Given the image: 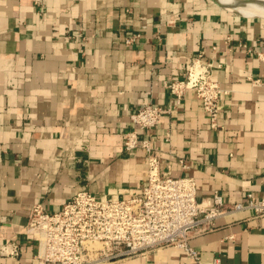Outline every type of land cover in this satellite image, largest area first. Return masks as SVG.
<instances>
[{
	"label": "crops",
	"instance_id": "0c3cea01",
	"mask_svg": "<svg viewBox=\"0 0 264 264\" xmlns=\"http://www.w3.org/2000/svg\"><path fill=\"white\" fill-rule=\"evenodd\" d=\"M199 54L217 65L221 126L188 91L154 131L162 166L194 177L199 198L262 197L264 17L211 0H0V248L20 247L0 264H37L23 231L35 203L54 212L81 190L141 192L146 152L123 148L130 115L170 103L169 82ZM191 245L202 264H264V216L226 215ZM111 264L198 263L169 246Z\"/></svg>",
	"mask_w": 264,
	"mask_h": 264
},
{
	"label": "built area",
	"instance_id": "2783aa9c",
	"mask_svg": "<svg viewBox=\"0 0 264 264\" xmlns=\"http://www.w3.org/2000/svg\"><path fill=\"white\" fill-rule=\"evenodd\" d=\"M136 38L131 36L126 42L131 44ZM190 64L183 76L169 82L170 103L149 101L130 115L133 128L124 136V151L142 148L148 160V180L139 194L113 198L81 190L54 212L41 202L32 206L26 236L37 243V264H111L169 246L183 249L202 264L192 238L213 231L218 219L226 215L251 210L255 216H264V196L249 192L243 201L228 202L215 191L199 198L194 177L172 175L162 166L154 131L164 117L178 110L188 91L196 93L211 126H221L224 90L214 77L217 65L204 61L202 54ZM166 141L170 142V134ZM180 161L187 168V161ZM11 245L10 249L9 244L2 245L0 251L19 255V245Z\"/></svg>",
	"mask_w": 264,
	"mask_h": 264
},
{
	"label": "bare ground",
	"instance_id": "6f19581e",
	"mask_svg": "<svg viewBox=\"0 0 264 264\" xmlns=\"http://www.w3.org/2000/svg\"><path fill=\"white\" fill-rule=\"evenodd\" d=\"M224 3H234L236 0H221ZM248 1L249 3H246L244 5H240L234 10L240 12L241 14L248 16V17H264V5L256 4L253 1H264V0H244Z\"/></svg>",
	"mask_w": 264,
	"mask_h": 264
},
{
	"label": "water",
	"instance_id": "95a60500",
	"mask_svg": "<svg viewBox=\"0 0 264 264\" xmlns=\"http://www.w3.org/2000/svg\"><path fill=\"white\" fill-rule=\"evenodd\" d=\"M212 2H214L216 5H218L219 7H222L224 9H229V10H234V8L240 6V5H244L246 3H249L248 1H244V0H236L234 1V3H224L221 0H211ZM256 4H260V5H264V1H253ZM236 11V10H235Z\"/></svg>",
	"mask_w": 264,
	"mask_h": 264
},
{
	"label": "rangeland",
	"instance_id": "374dc122",
	"mask_svg": "<svg viewBox=\"0 0 264 264\" xmlns=\"http://www.w3.org/2000/svg\"><path fill=\"white\" fill-rule=\"evenodd\" d=\"M26 226H27V225H25V227H24V229H23V231H24L25 234H26V231H27V230H26Z\"/></svg>",
	"mask_w": 264,
	"mask_h": 264
}]
</instances>
